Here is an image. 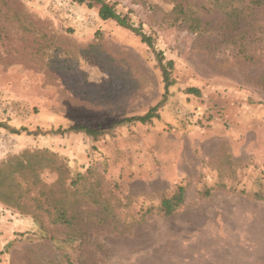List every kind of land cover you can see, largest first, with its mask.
<instances>
[{
  "label": "rangeland",
  "instance_id": "obj_1",
  "mask_svg": "<svg viewBox=\"0 0 264 264\" xmlns=\"http://www.w3.org/2000/svg\"><path fill=\"white\" fill-rule=\"evenodd\" d=\"M103 1L154 46L99 2L0 0V167L19 185L0 264H264V8L252 35L215 0H184L203 32L170 23L174 0ZM74 126L102 133L57 131ZM177 183L186 204L142 218Z\"/></svg>",
  "mask_w": 264,
  "mask_h": 264
},
{
  "label": "trees",
  "instance_id": "obj_2",
  "mask_svg": "<svg viewBox=\"0 0 264 264\" xmlns=\"http://www.w3.org/2000/svg\"><path fill=\"white\" fill-rule=\"evenodd\" d=\"M79 3H83L85 1H88L89 5H92L93 2H99L100 8H99V16L102 20H115L120 26L128 28L130 30H133L136 34L141 36V39L143 42H146L150 47L154 46L153 38L146 33H144L141 28L136 27L131 22V19L128 14H122L117 11V9L110 5L107 2H104L103 0H76ZM222 1V2H221ZM216 4H220V8L224 9L227 16L235 19L234 23L238 24H246L250 27V32L252 35L256 34V32H253V22L257 23L256 18V12L258 9L264 8V0H215ZM223 12V11H222ZM258 13V12H257ZM172 15L170 23L172 25L174 24H188V28L193 31H200L203 32L205 27L202 26L203 21L200 18V16L190 8L189 5L186 4V1L184 0H174V6L169 13V15ZM261 32L264 33V26H262ZM246 32V34L248 33ZM250 38L254 39L255 36H251ZM168 65L170 67L173 65V62L170 60L168 62ZM163 76H164V82H165V94L169 93V87L174 84V80L171 79L170 76V70L167 69V67H164L163 69ZM190 92H198L196 88H190ZM164 101H161L157 103L156 105L150 107V109L142 115H134L130 116L124 119L126 122H140L143 124L151 123L155 118H160V112L159 108L163 105ZM77 131V130H84L86 134L93 136L95 139L102 133V130H95L87 126H74L70 128H59L57 131L63 133L69 132V131ZM56 131V132H57ZM27 155V154H26ZM24 156V155H23ZM37 157V155H33V153L29 152L28 156H26V159L28 162H20L18 161V164L16 166L17 169L23 170L25 168L31 169L33 166L37 164H41L42 162V156L37 161H32L31 157ZM13 159H10L6 162L8 167H11L13 164ZM20 162V163H19ZM28 163V164H25ZM5 164V165H6ZM61 170V169H60ZM12 171H5L3 167H0V200L4 202H16L17 199L14 197L16 195L15 190L19 188V185L15 182V179L13 178ZM38 180V177L36 178ZM7 182V183H6ZM15 182V184H14ZM6 187L3 188V187ZM200 189V188H198ZM213 189L211 188L205 190L202 194L207 195L209 194ZM187 190V185L184 183H177L173 186L172 190L170 191V194L163 195L162 199L160 200V203L158 206H150L147 208L143 214L142 218L147 216L151 211L157 210L160 213H162L165 216H170L175 214L177 211L180 210V208L185 203V194ZM254 196L259 200H264V192H255ZM22 196L19 195L17 198H21ZM35 201L36 199H32ZM57 210H61L59 212V216L56 218L55 223L60 221L64 224H71L72 217L67 216V210L65 208H58Z\"/></svg>",
  "mask_w": 264,
  "mask_h": 264
},
{
  "label": "crops",
  "instance_id": "obj_3",
  "mask_svg": "<svg viewBox=\"0 0 264 264\" xmlns=\"http://www.w3.org/2000/svg\"><path fill=\"white\" fill-rule=\"evenodd\" d=\"M185 204H186V194H185Z\"/></svg>",
  "mask_w": 264,
  "mask_h": 264
}]
</instances>
